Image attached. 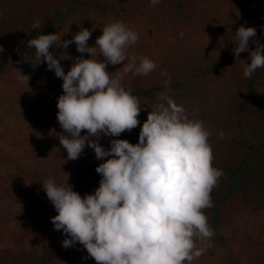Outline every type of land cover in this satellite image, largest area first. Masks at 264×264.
I'll return each mask as SVG.
<instances>
[{
    "label": "trees",
    "instance_id": "16d2710c",
    "mask_svg": "<svg viewBox=\"0 0 264 264\" xmlns=\"http://www.w3.org/2000/svg\"><path fill=\"white\" fill-rule=\"evenodd\" d=\"M116 21L142 28L137 43L127 49L130 56L138 58L137 64L140 57L157 58L153 52L157 41L164 49L154 60L157 67L153 72L123 76L122 86L141 103L140 124L119 137L101 134L91 139L106 150L113 139L137 144L158 94H167L184 107L189 119L203 121L213 134L208 141L212 165L224 173L211 192L214 207L204 210L214 231L204 243L221 248L220 264H264V68L257 69L250 79L243 75L256 47L253 41L264 45V0H160L155 6L150 0H0V47L5 37L12 39L0 52V104L7 105L0 112V141L5 147L22 149L32 160L24 166L26 170L0 174V202L12 195L20 207L1 217L0 229L10 228L0 247V264L93 262L79 242L65 249L62 241L66 238L55 234L31 249L22 246L36 232L41 216L50 222L58 214L42 189L44 181L51 176L58 184H70L82 197L93 194L102 178L95 169L109 158L96 159L86 142L78 159H67L59 141L64 134L56 107L63 81L54 70H48L46 62L37 64L35 49L27 43L40 34L60 36L75 28ZM241 26L254 27L256 36L250 38L249 52L241 53L236 61L235 33ZM96 38L91 36L88 45L95 46ZM61 45L49 51L65 74L81 55L91 58L77 52L75 43L67 49ZM106 71L123 73V63L109 64ZM162 71L168 75L162 76ZM20 73L29 76L28 84L20 82ZM169 77L171 83L166 85ZM86 134V130L81 133ZM239 217L256 223L258 232L254 228L239 230L235 224ZM228 228L229 234H223ZM233 239L238 255L228 245ZM197 246L204 247L199 242Z\"/></svg>",
    "mask_w": 264,
    "mask_h": 264
},
{
    "label": "clouds",
    "instance_id": "9594fccd",
    "mask_svg": "<svg viewBox=\"0 0 264 264\" xmlns=\"http://www.w3.org/2000/svg\"><path fill=\"white\" fill-rule=\"evenodd\" d=\"M159 2L150 0L152 6ZM91 35V30L81 28L62 45L56 33L40 34L27 43L35 49L37 64L46 62L63 81L56 107L64 134L59 141L67 159H78L86 142L96 159L109 157L95 169L102 178L93 194L82 197L70 184H58L51 176L44 181L42 189L58 213L51 223L68 237L63 248L79 242L96 264H191L206 250L198 242L214 235L204 210L214 207L211 192L224 175L212 165L211 133L203 121L189 119L183 106L160 93L137 144L113 139L106 150L91 139L101 134L119 137L140 124L141 103L122 86L123 76H146L157 67L147 57H140L137 64L138 58L128 54V46L137 43L139 35L122 21L104 26L95 46L88 45ZM235 36L233 55L239 61L241 53L249 52L256 29L241 26ZM253 42L255 50L243 69L249 79L264 68V45ZM72 43L77 52L91 58L81 55L65 74L49 49L54 45L67 49ZM121 63L123 73L106 71L109 64ZM18 79L28 84L30 78L20 73ZM170 83L169 77L166 85ZM83 130L86 135H81Z\"/></svg>",
    "mask_w": 264,
    "mask_h": 264
},
{
    "label": "rangeland",
    "instance_id": "374dc122",
    "mask_svg": "<svg viewBox=\"0 0 264 264\" xmlns=\"http://www.w3.org/2000/svg\"><path fill=\"white\" fill-rule=\"evenodd\" d=\"M129 28H131L135 32L143 33L142 28L138 24H131L129 22H124ZM104 26H101V24H97L92 26L91 28H88L92 31L91 36H97L99 37L102 35V29ZM80 28H75L71 31L64 32L60 35L61 41L64 40H70L73 35L78 33ZM157 38V36H155ZM12 43V39L10 37H5L3 39L2 46L0 47V52L5 51L10 44ZM164 46L162 42L157 41L155 48L153 52L155 51L157 53L156 56H151L152 58L150 60L154 61L158 59V54L160 50H163ZM152 52V53H153ZM3 91V88L0 86V93ZM6 103L0 104V112L6 107ZM207 130L208 128L205 127ZM209 131V130H208ZM211 133V132H210ZM212 133L210 137H212ZM209 141V140H208ZM22 145V144H21ZM32 160L25 156L22 149H12L11 147H5L1 141H0V174L4 175L6 173L10 172H17L19 169L26 170L24 166H26L28 163H30ZM12 195L5 196L1 202H0V221L1 217H5L11 214L12 212L17 211L20 207L18 206V203L12 200ZM33 215L35 217H38L37 213L33 212ZM42 222H38L35 224L36 232L33 234L32 237L29 239L23 241L22 246L24 249H31L32 247H35L37 245L42 244L44 241H46L52 234L58 235L60 238H67L66 235L62 231H57L54 229V225L50 222H47L44 220V217L41 216ZM235 224H238L239 230L243 228H254L256 230V223L252 222L251 220H246L242 218H238L237 222ZM41 227V228H40ZM10 225H8L6 230L0 231V247L4 245V238H6V234L9 231ZM42 229L41 232H38V229ZM229 230L225 229L223 230V234L228 235ZM5 231V232H3ZM258 232V229L256 230ZM201 245H204L206 247V250L203 252V254L199 257L194 259L191 264H220L223 252L221 248L217 245H213L210 243H203ZM229 247L231 248L233 254L238 255L240 253L237 241L233 239V241L228 242ZM91 264H96V261L93 259V262ZM187 264V262H185Z\"/></svg>",
    "mask_w": 264,
    "mask_h": 264
}]
</instances>
